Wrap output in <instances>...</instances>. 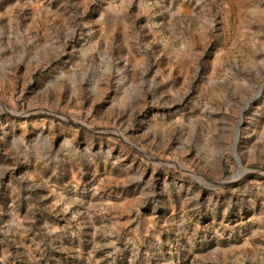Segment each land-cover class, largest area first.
Here are the masks:
<instances>
[{"label": "rangeland", "instance_id": "rangeland-1", "mask_svg": "<svg viewBox=\"0 0 264 264\" xmlns=\"http://www.w3.org/2000/svg\"><path fill=\"white\" fill-rule=\"evenodd\" d=\"M262 85L264 0H0V264H264Z\"/></svg>", "mask_w": 264, "mask_h": 264}, {"label": "water", "instance_id": "water-1", "mask_svg": "<svg viewBox=\"0 0 264 264\" xmlns=\"http://www.w3.org/2000/svg\"><path fill=\"white\" fill-rule=\"evenodd\" d=\"M263 89H264V85H262L260 93H259L256 97H254L250 102H252V101H254L255 99H257V98L261 95ZM237 132H238V134H239V130H238ZM237 143H238V142H237V139H236V143H235L234 146H233V155H234V157L237 159V161L240 162V161H239V158H238V156H237V151H236V149H237Z\"/></svg>", "mask_w": 264, "mask_h": 264}, {"label": "bare ground", "instance_id": "bare-ground-1", "mask_svg": "<svg viewBox=\"0 0 264 264\" xmlns=\"http://www.w3.org/2000/svg\"><path fill=\"white\" fill-rule=\"evenodd\" d=\"M248 108V106H246V108H245V110ZM239 134L237 133V142H238V140H239Z\"/></svg>", "mask_w": 264, "mask_h": 264}]
</instances>
